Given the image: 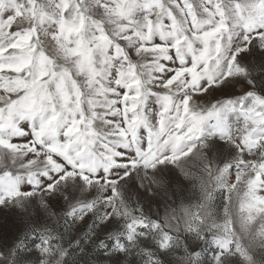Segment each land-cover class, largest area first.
<instances>
[{"label":"snow or ice","instance_id":"snow-or-ice-1","mask_svg":"<svg viewBox=\"0 0 264 264\" xmlns=\"http://www.w3.org/2000/svg\"><path fill=\"white\" fill-rule=\"evenodd\" d=\"M0 264H264V0H0Z\"/></svg>","mask_w":264,"mask_h":264}]
</instances>
